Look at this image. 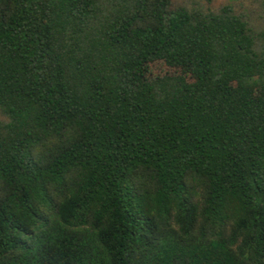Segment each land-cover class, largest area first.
Wrapping results in <instances>:
<instances>
[{
    "label": "trees",
    "instance_id": "1",
    "mask_svg": "<svg viewBox=\"0 0 264 264\" xmlns=\"http://www.w3.org/2000/svg\"><path fill=\"white\" fill-rule=\"evenodd\" d=\"M0 264H264V0H0Z\"/></svg>",
    "mask_w": 264,
    "mask_h": 264
},
{
    "label": "rangeland",
    "instance_id": "2",
    "mask_svg": "<svg viewBox=\"0 0 264 264\" xmlns=\"http://www.w3.org/2000/svg\"><path fill=\"white\" fill-rule=\"evenodd\" d=\"M171 1L173 2V4L182 5L188 9L209 8L211 10H214L220 5L229 4L235 10L248 12V14H250L251 11L259 12L261 0H210L209 3H206L204 0H171ZM158 67H160L158 64L152 66V72H157Z\"/></svg>",
    "mask_w": 264,
    "mask_h": 264
}]
</instances>
